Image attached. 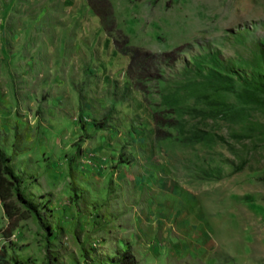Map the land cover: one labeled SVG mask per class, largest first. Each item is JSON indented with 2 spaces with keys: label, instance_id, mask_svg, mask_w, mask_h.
<instances>
[{
  "label": "rangeland",
  "instance_id": "1",
  "mask_svg": "<svg viewBox=\"0 0 264 264\" xmlns=\"http://www.w3.org/2000/svg\"><path fill=\"white\" fill-rule=\"evenodd\" d=\"M92 1L0 0V264H264V0Z\"/></svg>",
  "mask_w": 264,
  "mask_h": 264
},
{
  "label": "trees",
  "instance_id": "2",
  "mask_svg": "<svg viewBox=\"0 0 264 264\" xmlns=\"http://www.w3.org/2000/svg\"><path fill=\"white\" fill-rule=\"evenodd\" d=\"M91 1V4H93V1ZM98 14H102L100 11ZM126 42V41H125ZM120 50L127 51L128 48L124 47V45H118ZM126 48V49H125ZM129 53V63H128V69H131L132 74L137 73L138 76L141 75V78L144 79H153V78H159L160 76V68L159 66L164 65L166 67H173V63L178 59L180 56V53L177 52V49H173L170 51H165L163 53H159L156 56L152 55L149 52H143L139 48H132L131 50H128ZM214 69L216 73L218 72V66H220L219 62H222L218 55L214 56ZM165 122L170 124L168 121V118L165 119ZM9 161V158L6 157L0 149V198L3 201V205L7 206V197L10 195V190H13V183L17 180V177L12 175V172L8 169L7 162ZM7 172L8 176L10 177V180H8L5 177V173ZM15 193L17 197L23 202L27 201L25 200L22 193L19 191V188L17 185L14 186ZM129 258V259H128ZM124 259H128L125 264H133L134 259L132 257V254L126 252ZM125 261V260H124Z\"/></svg>",
  "mask_w": 264,
  "mask_h": 264
}]
</instances>
